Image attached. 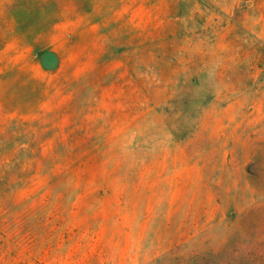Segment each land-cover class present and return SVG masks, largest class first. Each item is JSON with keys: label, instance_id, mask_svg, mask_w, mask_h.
I'll list each match as a JSON object with an SVG mask.
<instances>
[{"label": "rangeland", "instance_id": "rangeland-1", "mask_svg": "<svg viewBox=\"0 0 264 264\" xmlns=\"http://www.w3.org/2000/svg\"><path fill=\"white\" fill-rule=\"evenodd\" d=\"M85 3L5 22L0 264H264V14Z\"/></svg>", "mask_w": 264, "mask_h": 264}, {"label": "crops", "instance_id": "crops-1", "mask_svg": "<svg viewBox=\"0 0 264 264\" xmlns=\"http://www.w3.org/2000/svg\"><path fill=\"white\" fill-rule=\"evenodd\" d=\"M75 1L76 0H0V44H11L14 42L13 40L1 41V38H5V36H7L5 32V22L7 20L16 22L17 20H21L22 14H25L26 20H31L33 17H31L29 14L38 13L61 14V16H57L56 19L62 18L63 20L66 14L84 12L87 10V8L85 10V4H87L85 1L87 0H82V4L79 3L80 1H77L79 4H76ZM242 5L248 9H251V11L254 13L264 14V0H242ZM61 25H65L64 20L63 22L61 21ZM11 28L14 29L15 26H12ZM59 29V27L52 28V34L56 33ZM14 35L15 34L12 33L11 37L13 38ZM41 36H44V33L32 31L28 35L30 39L28 43L37 44L38 37ZM19 42L20 41H17V43Z\"/></svg>", "mask_w": 264, "mask_h": 264}]
</instances>
